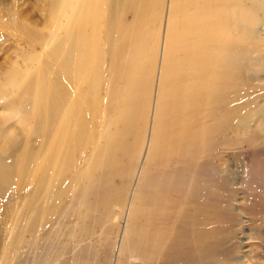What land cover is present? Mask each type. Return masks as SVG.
<instances>
[{
  "label": "rangeland",
  "instance_id": "374dc122",
  "mask_svg": "<svg viewBox=\"0 0 264 264\" xmlns=\"http://www.w3.org/2000/svg\"><path fill=\"white\" fill-rule=\"evenodd\" d=\"M146 1L0 0V264H264V0Z\"/></svg>",
  "mask_w": 264,
  "mask_h": 264
},
{
  "label": "bare ground",
  "instance_id": "6f19581e",
  "mask_svg": "<svg viewBox=\"0 0 264 264\" xmlns=\"http://www.w3.org/2000/svg\"><path fill=\"white\" fill-rule=\"evenodd\" d=\"M119 1V0H118ZM188 1V3L189 4H193V5H198L199 4V2H202V3H206L205 5L206 6H204V8L202 9V10H196L195 11V9H194V12L192 13V19L191 20H193V22H194V26L193 25H191V26H193V33H194V35H193V37H194V40H193V43H194V45L196 44V42H197V44L195 45V46H198V47H203V45H204V42L206 43V41L204 40V41H200L199 39L201 38V36H207V37H210V39L211 40H209L210 42H211V45H215V46H218L217 48H218V50H217V48H216V52H215V56H213V54H212V56L211 57H213V58H211V59H213V65H214V60H215V58H216V56H221L222 54H223V52H222V54L219 52L220 51V49H219V46L220 47H222L223 46V41L222 40H220V36L222 35V33L221 32H223L222 31V29H220V30H217L218 29V27H216V25L218 26V24H220L218 21H221L222 20V18H223V11L224 10H220V9H214L213 7H212V1H213V3H215V5L216 4H221V2H223L222 0H187ZM227 1H230V0H227ZM129 4L130 5H132L133 7H135V5L134 4H136V12L139 14V15H141V16H146V14H148V11H149V8H148V5H147V1L146 0H129ZM223 3H225V2H223ZM227 3V2H226ZM231 6V5H230ZM238 7V6H237ZM228 9H232V7L231 8H226V10H228ZM227 12V11H226ZM228 12H229V10H228ZM148 17V16H147ZM157 17V16H156ZM136 23V22H135ZM202 23H204L205 24V26L204 27H198V26H196V25H198V24H202ZM218 23V24H217ZM193 24V23H192ZM144 25V24H143ZM154 25V24H153ZM189 29H191L192 27H188ZM141 29V28H140ZM139 29V30H140ZM142 30H144V29H142ZM192 30V29H191ZM192 33V34H193ZM123 34V33H122ZM185 36V35H184ZM119 37V36H118ZM86 38V37H85ZM223 38V37H222ZM183 39H184V37H183ZM186 39H187V37H186ZM188 40V39H187ZM207 40V39H206ZM231 40V39H230ZM228 41V40H227ZM226 41V42H227ZM233 41V40H232ZM200 42V43H199ZM209 42V43H210ZM229 43H230V41H228ZM208 43V44H209ZM201 46H200V45ZM207 44V43H206ZM226 44V43H225ZM194 46V47H195ZM232 46V45H231ZM192 47V46H191ZM234 47V46H233ZM215 48V47H214ZM194 50H197V48H195ZM120 51V50H119ZM192 51V50H191ZM117 52V51H116ZM185 52V51H184ZM189 52V51H188ZM194 52V51H193ZM176 54V53H175ZM192 54V53H191ZM224 54H225V51H224ZM226 54H228V53H226ZM226 54H225V57H226ZM113 55V54H112ZM232 56H233V54H232ZM225 57H221L222 58V61L224 60L225 61ZM224 58V59H223ZM238 58V57H237ZM178 60L180 59V58H177ZM209 59V58H208ZM211 59H209V61L211 60ZM227 59V58H226ZM132 60V59H131ZM206 60H207V58H206ZM181 61V60H180ZM188 61L189 62H203V61H205V58L204 57H202L201 58V56H198V53H195L193 56L191 55V57L189 56V58H188ZM223 61V62H224ZM130 62V61H129ZM178 62V61H177ZM223 62H222V64H220V65H223ZM216 63H218V62H216ZM183 65V64H182ZM212 65V66H213ZM218 65V64H217ZM224 66V65H223ZM168 67V66H167ZM173 68H175V67H173ZM213 67H211V69H212ZM134 69V68H133ZM172 69V68H171ZM177 69V68H176ZM186 71H185V70ZM210 69V70H211ZM214 69V68H213ZM217 69V67H215V70ZM220 69H222V67H220ZM172 70H174V69H172ZM181 70H184V72H183V77H182V75H181V77H180V80H182V83L180 82V86H179V91H177V92H179V101H178V104H177V109H179V110H182L183 111V113H184V111H189L190 110V104H188V101H187V98H188V96L190 95V96H192V97H194L193 99H195V100H200V97H201V95L197 92V89L198 88H200V87H206L207 89L206 90H210L211 89V92L213 91V84H214V80H215V70L213 71V70H211L208 74H205V73H203L204 74V76H203V79H201V78H199V77H196L195 75H194V77H193V74H192V77H190L191 75L188 73V67H183V69H181ZM217 71H218V69H217ZM127 72V71H126ZM182 72V71H181ZM217 73V72H216ZM179 75V74H178ZM189 76V77H188ZM215 76V77H214ZM177 77H179V76H177ZM217 78V77H216ZM190 79V80H189ZM189 80V81H188ZM187 81V82H186ZM217 81V80H216ZM184 82H186V83H184ZM189 82H190V84H189ZM221 85V84H220ZM217 86V85H216ZM222 87H223V85H222ZM202 89H204V88H202ZM176 90H177V88H176ZM215 91V90H214ZM210 92V91H209ZM210 92V93H211ZM207 94V93H206ZM213 94V93H212ZM189 96V97H190ZM199 104H200V102H199ZM196 108V107H195ZM175 117V116H174ZM181 130V129H180Z\"/></svg>",
  "mask_w": 264,
  "mask_h": 264
}]
</instances>
